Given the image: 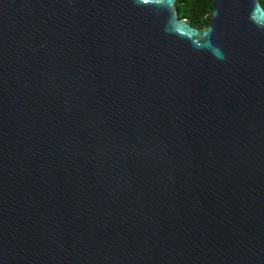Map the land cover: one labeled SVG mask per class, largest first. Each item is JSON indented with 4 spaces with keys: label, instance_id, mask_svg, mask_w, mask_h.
I'll return each mask as SVG.
<instances>
[{
    "label": "water",
    "instance_id": "obj_1",
    "mask_svg": "<svg viewBox=\"0 0 264 264\" xmlns=\"http://www.w3.org/2000/svg\"><path fill=\"white\" fill-rule=\"evenodd\" d=\"M0 0V264H264V9Z\"/></svg>",
    "mask_w": 264,
    "mask_h": 264
},
{
    "label": "trees",
    "instance_id": "obj_2",
    "mask_svg": "<svg viewBox=\"0 0 264 264\" xmlns=\"http://www.w3.org/2000/svg\"><path fill=\"white\" fill-rule=\"evenodd\" d=\"M258 2L264 9V0ZM175 7L178 20H186L191 27L198 30L206 28V20L211 14V0H182Z\"/></svg>",
    "mask_w": 264,
    "mask_h": 264
},
{
    "label": "flooded vegetation",
    "instance_id": "obj_3",
    "mask_svg": "<svg viewBox=\"0 0 264 264\" xmlns=\"http://www.w3.org/2000/svg\"><path fill=\"white\" fill-rule=\"evenodd\" d=\"M189 23V22H188ZM190 25V24H189Z\"/></svg>",
    "mask_w": 264,
    "mask_h": 264
}]
</instances>
